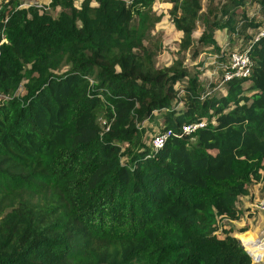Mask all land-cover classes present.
Instances as JSON below:
<instances>
[{
	"label": "trees",
	"instance_id": "16d2710c",
	"mask_svg": "<svg viewBox=\"0 0 264 264\" xmlns=\"http://www.w3.org/2000/svg\"><path fill=\"white\" fill-rule=\"evenodd\" d=\"M154 1L50 0L53 14L2 0L0 264H253L218 221L239 218L238 196L264 180V35L246 32L264 19L250 0H207L204 12L202 0H166L179 52L204 24L191 57L212 46L219 83L231 51L252 60L247 77L202 88L181 56L156 66ZM154 111L164 125L148 145ZM167 128L176 135L152 148Z\"/></svg>",
	"mask_w": 264,
	"mask_h": 264
},
{
	"label": "rangeland",
	"instance_id": "374dc122",
	"mask_svg": "<svg viewBox=\"0 0 264 264\" xmlns=\"http://www.w3.org/2000/svg\"><path fill=\"white\" fill-rule=\"evenodd\" d=\"M83 0H74V3L79 5ZM215 3H218L220 0H214ZM50 0H21L20 6L21 7H27L29 5H38L41 7L46 8L47 10L51 11V13L56 14L59 8H56V10L49 7ZM203 3V12L205 8L207 7V0H202ZM171 7V3H169L166 0H155L153 3V11L156 13H160L162 15L160 21H158L154 28L152 33L154 34V39L158 40V47L156 48V52L154 54V61L157 67L167 66L172 63V61L178 57H182L185 65L187 68H190L191 72L193 70H199L204 72L201 76L200 83L202 84V88H210L212 85L216 83V90L219 88V77L221 74L220 68L214 67V53L216 52L215 49L212 46H208L207 48H204V52L199 54L196 58H192V52L195 48H201L202 46L197 42V38L200 36L201 31L203 29V23L202 21H198L196 28L193 31V38L194 43L191 48L183 50L182 52H179L178 50V42L181 37V32L178 31L171 20L170 14H169V8ZM244 9L249 13V15H258L256 21H260L264 19V11L262 8H260L258 5H256L253 0H250L245 5ZM240 11V8H239ZM256 29L249 28L247 33L250 34H256ZM216 39L217 44L222 45L227 42V37L222 35V32L216 33ZM241 39V37H240ZM232 42H230V46H237L238 48L239 44L241 43V40H238L237 37L232 38ZM227 47V44L225 48ZM201 67V68H200ZM204 70V71H203ZM183 82V81H181ZM179 84L177 83L176 86ZM175 105L181 106L180 102V95L177 96V101L175 102ZM156 112V111H155ZM162 111L156 112L154 114V117L150 121H142L141 126L144 125L145 132L143 133V139L144 142L146 141L149 145V139L150 134L148 132H152L155 130V128H160L162 125H164L163 121V115ZM153 123L152 125H150ZM125 161V160H124ZM264 193V184L259 189V195L262 196ZM221 224V221L219 222ZM242 238L246 236V234H240Z\"/></svg>",
	"mask_w": 264,
	"mask_h": 264
},
{
	"label": "crops",
	"instance_id": "0c3cea01",
	"mask_svg": "<svg viewBox=\"0 0 264 264\" xmlns=\"http://www.w3.org/2000/svg\"><path fill=\"white\" fill-rule=\"evenodd\" d=\"M218 31L222 32V35L225 37L224 30H220V29L215 30V35ZM226 44L227 42H225L224 45L220 43L219 46L221 48H224ZM214 56L215 57H214L213 66L219 68L220 65L218 63V60H216V56H217L216 52L214 53ZM203 73L204 72L201 71L200 81ZM154 113L156 114L155 111ZM162 122L164 123V116ZM152 124L153 123H151L150 125ZM263 184H264V180L252 182L248 186L249 191L245 194H241L238 196L236 205L241 211L239 218L230 219V218L222 217L218 221V222L221 221V224L219 223L220 230L222 227L232 228L231 233L239 239L243 247L245 249L248 248L252 250V252L254 253L262 252V250L255 249L254 244L260 242L261 241L260 239L264 237V210H261L257 207V203L259 199L263 196V195L262 196L259 195V189ZM240 234H246V236L242 238Z\"/></svg>",
	"mask_w": 264,
	"mask_h": 264
},
{
	"label": "built area",
	"instance_id": "2783aa9c",
	"mask_svg": "<svg viewBox=\"0 0 264 264\" xmlns=\"http://www.w3.org/2000/svg\"><path fill=\"white\" fill-rule=\"evenodd\" d=\"M6 1V0H5ZM38 6V5H37ZM2 8V0H0V10ZM264 35V20L261 26L257 29L256 34L254 36L257 39L260 36ZM3 38L0 39V44L3 42ZM252 67V60L249 57L246 50L235 49L230 52L227 64L225 65V71L222 73V78L220 83H224V81L229 80L234 77H247L251 73ZM219 83V84H220ZM8 98V96H5ZM206 125V121L204 119H200L193 122L184 123L181 125L178 136L182 137L188 134L193 133L198 128L203 127ZM176 135L172 128H167L160 132L155 133L150 140V145L154 149H158L163 147L167 139L172 136ZM257 207L261 210H264V194L259 199L257 203ZM260 242L254 244L257 246V250H262L261 253H254L250 249H246L251 257V262L253 264H264V237L260 239ZM259 241V240H258Z\"/></svg>",
	"mask_w": 264,
	"mask_h": 264
},
{
	"label": "bare ground",
	"instance_id": "6f19581e",
	"mask_svg": "<svg viewBox=\"0 0 264 264\" xmlns=\"http://www.w3.org/2000/svg\"><path fill=\"white\" fill-rule=\"evenodd\" d=\"M255 248H257V246H254Z\"/></svg>",
	"mask_w": 264,
	"mask_h": 264
}]
</instances>
